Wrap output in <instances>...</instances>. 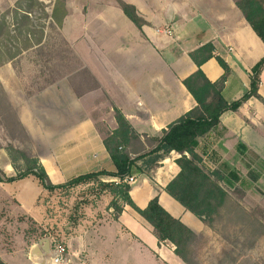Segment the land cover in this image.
Segmentation results:
<instances>
[{"label":"crops","instance_id":"obj_1","mask_svg":"<svg viewBox=\"0 0 264 264\" xmlns=\"http://www.w3.org/2000/svg\"><path fill=\"white\" fill-rule=\"evenodd\" d=\"M125 1L135 5L146 21L141 28L116 2L101 1L94 15L80 17L79 34L68 38L82 63L81 70L89 73L96 85L77 92L66 81L64 86L55 84L36 94L35 111L48 119L44 123L39 120L42 130H37L36 121L31 124L18 109L31 141L44 150L39 154L36 149L37 157L53 184L90 172L115 171L103 143L117 128L114 108L122 112L138 136L137 143L128 147L132 157L153 147L152 138L160 137L170 123L196 106L183 79L197 70L189 53L198 47L211 42L215 55L228 64L230 71L222 91L229 102L249 90L251 69L264 55L263 41L234 0ZM201 69L212 82L220 80L225 72L216 57ZM259 94L262 98L252 96L236 111L224 112L218 126L197 139L195 151L209 170L219 169L214 163H241L240 146L255 153L258 157L251 156L257 163H264V69ZM178 157L179 153L170 152L150 173L144 160L137 161L143 172L132 175L135 182L129 195L141 209L158 196L172 216L197 234L208 233L210 228L165 190L180 171ZM4 168L7 177L16 174L10 163ZM101 180L117 178L102 176ZM28 181L41 186L34 175L0 181V226L6 224L2 211L10 210L14 216L20 210L15 201L18 196L22 201L25 194L18 189ZM110 200L108 194H102L86 206L89 212L100 213L95 218L93 215L89 224L80 223L72 228L73 233L62 237L63 260L57 264H149L153 252L162 258L161 263L166 262L164 242L158 241L152 226L129 205L115 219L113 209L108 207ZM42 240L39 237L29 243L16 238L10 248L0 246V258L6 264H54L51 255L46 260L33 257V251L39 252L34 247ZM171 250L174 253L173 245Z\"/></svg>","mask_w":264,"mask_h":264},{"label":"rangeland","instance_id":"obj_2","mask_svg":"<svg viewBox=\"0 0 264 264\" xmlns=\"http://www.w3.org/2000/svg\"><path fill=\"white\" fill-rule=\"evenodd\" d=\"M56 1L0 0V22H5L0 34V83L5 91L4 97L0 93V172L5 177V164L14 160L23 166L16 150L27 151L33 157L44 153L31 141L18 109L31 124L36 121L37 130H42L39 120L44 123L48 119L35 111L36 94L55 84L64 86L66 81L77 92L96 85L93 77L81 70L82 63L68 38L79 34L80 17L94 15L98 2L116 0H63L67 15L62 26L50 17ZM22 13L29 19L24 20ZM238 153L242 155L241 163H214L224 175L220 183L228 191L232 206L213 229L198 234L193 264H264V163H257L251 154ZM231 171L240 177L239 182L228 176ZM92 187L49 192L34 182L23 183L18 192L25 196L15 201L20 210L14 216L10 210L2 211L6 224L0 226V246L10 248L16 238L29 243L39 237L60 242L63 236L73 233L76 225L89 224L100 213L92 207L89 212L86 207L97 196L90 192ZM163 244L167 261L161 263L162 258L153 252L149 264H181L172 253L173 244ZM131 258L135 260V256Z\"/></svg>","mask_w":264,"mask_h":264},{"label":"trees","instance_id":"obj_3","mask_svg":"<svg viewBox=\"0 0 264 264\" xmlns=\"http://www.w3.org/2000/svg\"><path fill=\"white\" fill-rule=\"evenodd\" d=\"M234 1L246 21L264 43V0ZM116 2L123 13L139 28L146 23L139 15L135 5L125 0H116ZM61 9L62 14H60ZM66 15L64 1L57 0L50 17L62 26ZM28 16L26 13H22L24 20L29 19ZM4 26L5 22L2 19L0 34ZM1 52L0 47V56ZM189 55L196 64L197 70L183 79V84L195 99L196 106L170 123L162 131L160 137L152 138L150 142L154 146L145 153L132 157L128 147L137 143L138 136L122 112L114 108L117 128L104 139L103 143L115 165V171L90 172L73 177L61 184H53L37 157L31 156L24 150H16V153L19 154L17 158L22 159L23 166H19L13 160L11 165L16 174L5 177L0 172V181L12 182L28 175H34L39 184L49 192L87 185L93 186L90 192L92 195H97L95 198L102 194H108L111 197L108 207L113 209L115 219L122 213L125 205L131 206L152 226L153 233L160 243L173 244L175 254L185 264H193V245L198 234L179 218L172 216L160 204L158 196L153 197L144 209L139 208L129 195L131 186L126 178L136 174L138 170L143 172V167L137 165L139 160H144L143 165L147 173H150V170L157 166L160 158H164L172 151L179 153L180 157L176 159V163L180 167V171L167 184L165 190L184 208L213 229L217 221L229 210L227 208L232 206V203L230 204L232 200L228 191L220 183L224 179L221 171L218 169L209 170L202 163V157L195 151L198 144L197 139L218 126L224 112L236 111L252 96L262 98L259 94V85L260 75L264 69V55L251 69L252 78L249 90L241 98L231 102L225 98L222 91L230 69L221 57L215 55L214 45L211 42L206 43L190 52ZM212 57H216L225 71L222 78L216 82L210 81L201 69L202 64ZM0 93L4 97L5 91L1 83ZM17 123L19 122L17 121ZM239 151L242 154L256 155L243 146L239 147ZM102 176L114 177L117 178V181L105 182L101 180ZM228 176L235 182L240 181V177L234 171H231ZM53 243L61 245V242L57 240ZM0 264L6 263L0 258Z\"/></svg>","mask_w":264,"mask_h":264},{"label":"built area","instance_id":"obj_4","mask_svg":"<svg viewBox=\"0 0 264 264\" xmlns=\"http://www.w3.org/2000/svg\"><path fill=\"white\" fill-rule=\"evenodd\" d=\"M126 181L131 185L135 182V178L133 176H130L128 178H126ZM54 241H52V244L50 246L51 248V253L50 255L53 257V263L57 264L59 263L61 260H63V252H64V247L61 246L60 244H56L53 243Z\"/></svg>","mask_w":264,"mask_h":264},{"label":"water","instance_id":"obj_5","mask_svg":"<svg viewBox=\"0 0 264 264\" xmlns=\"http://www.w3.org/2000/svg\"><path fill=\"white\" fill-rule=\"evenodd\" d=\"M50 246H51L50 239L44 238L39 245L34 247V249L39 250V252L36 253L35 251H33V253H32L33 257H37V258H41L43 260H46L47 256L50 255V253H51ZM43 262L41 264H44Z\"/></svg>","mask_w":264,"mask_h":264}]
</instances>
